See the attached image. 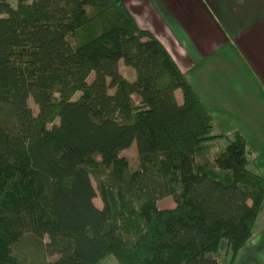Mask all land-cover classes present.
I'll return each instance as SVG.
<instances>
[{
  "label": "trees",
  "instance_id": "trees-1",
  "mask_svg": "<svg viewBox=\"0 0 264 264\" xmlns=\"http://www.w3.org/2000/svg\"><path fill=\"white\" fill-rule=\"evenodd\" d=\"M250 154L120 0H0V264H233L264 204Z\"/></svg>",
  "mask_w": 264,
  "mask_h": 264
},
{
  "label": "crops",
  "instance_id": "crops-1",
  "mask_svg": "<svg viewBox=\"0 0 264 264\" xmlns=\"http://www.w3.org/2000/svg\"><path fill=\"white\" fill-rule=\"evenodd\" d=\"M120 2L166 49L209 111L214 134L242 135L249 168L264 178V0Z\"/></svg>",
  "mask_w": 264,
  "mask_h": 264
},
{
  "label": "rangeland",
  "instance_id": "rangeland-1",
  "mask_svg": "<svg viewBox=\"0 0 264 264\" xmlns=\"http://www.w3.org/2000/svg\"><path fill=\"white\" fill-rule=\"evenodd\" d=\"M12 7L15 6L16 0H7ZM118 70L121 75H124L126 78L134 79V72L132 69L123 65L122 62L118 64ZM133 76V77H132ZM132 77V78H131ZM177 97L180 99V93H177ZM30 107L36 112L35 106L32 102H29ZM247 128H244L246 130ZM248 147L251 148L254 152L260 149L259 143L256 141V136L254 135L253 130H250L246 134ZM225 140H219L215 143V148L219 149L225 144ZM121 156H124L128 159L130 168L132 170L137 167L136 160V148L133 144L129 149L121 152ZM94 203L97 207H101L99 199H95ZM158 209H171L174 207V202L170 197L163 198L157 201ZM219 260L225 261L228 263L230 261V255L227 250L226 243L223 242L219 250ZM233 264H264V204L262 205L261 211L258 213L256 221L253 225L251 239L247 242L246 246L238 253ZM99 264H118V262L113 257H108L101 261Z\"/></svg>",
  "mask_w": 264,
  "mask_h": 264
}]
</instances>
